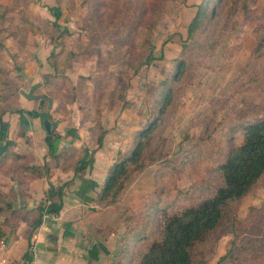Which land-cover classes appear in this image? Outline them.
<instances>
[{
	"label": "rangeland",
	"instance_id": "rangeland-1",
	"mask_svg": "<svg viewBox=\"0 0 264 264\" xmlns=\"http://www.w3.org/2000/svg\"><path fill=\"white\" fill-rule=\"evenodd\" d=\"M19 1L22 4L19 11H22L28 0H12L9 7L7 4L0 6L4 10L0 13V29L6 24L5 12L17 10ZM199 1L159 0L158 4L156 0H54L56 4L51 7L61 9L60 22L71 30L66 43L71 46L68 48L75 50V59L84 61L91 56L94 68L99 67L103 82L118 81L120 86H125L127 94L130 91L129 93L141 95L144 107H147L148 113H153L152 100L159 87L160 77L163 78L173 64L183 40L180 35L185 36ZM208 1L211 15L206 26L187 41L195 47L205 43L209 48L194 49L189 53L191 64L200 60L202 64L195 67L193 74L188 69L174 81V101L170 116L166 117L161 126L164 125L161 130L168 139L165 146L167 157L133 174L131 180L134 184L131 186L136 184L140 188L130 196L133 198L132 202L121 201L119 206L126 215V229L130 225V219L140 214L142 205L151 192L161 187L160 199L163 204L167 203V208L155 216L150 235L152 238L161 235L167 213L198 202L222 184V177L216 166L240 142V124L264 115V0ZM34 3L38 11L49 5L48 0H35ZM155 7L158 10L153 15ZM149 20L152 45L142 48L139 35L143 24ZM7 25L13 29V17ZM172 36H175L173 41ZM17 38L18 48L23 49L24 43L21 44L19 40L24 42V38ZM169 42L178 51L173 54L166 52L160 57L158 51L167 48ZM1 46L0 42V48ZM253 49V56L248 60ZM149 55L155 57V62L151 59L140 65L137 73L140 78L134 82V65L147 59ZM146 66L152 67V71L148 68L144 70ZM81 82L82 80L78 85ZM78 93L80 100L84 99V93ZM65 94V98L70 97L68 93ZM148 119L149 116H146L143 123ZM11 149L14 153L22 154V157L13 155L0 161L1 187H9L10 180L16 181L19 187V181L24 178L17 179L14 176L19 177L18 172L24 165L36 164L32 161V153L27 154L13 146ZM44 162L45 160L40 165ZM157 169H160V173L156 178ZM173 188H177L175 193ZM181 189L184 191L179 193ZM9 190L12 192L11 188ZM11 195L13 193L7 192L1 204L11 202ZM263 203L264 176L243 197L228 203L229 217L237 216L241 220L233 226L234 230L221 234L216 239L212 236L200 243L194 249V255L204 259L207 264H215L226 252L232 239L243 242L242 240L247 241L253 237H264V216H261L258 209ZM12 207L19 209L23 206ZM10 212V209L0 211V225L8 219ZM11 233L15 231L10 232L6 240ZM32 239L35 241L31 236L30 244ZM6 240L0 244L1 248L7 244ZM136 246L135 254L140 255L146 244L138 241ZM232 251L233 255L228 256L221 264H264V251L259 248L255 251H239L234 248ZM15 262L13 264H17Z\"/></svg>",
	"mask_w": 264,
	"mask_h": 264
},
{
	"label": "trees",
	"instance_id": "trees-1",
	"mask_svg": "<svg viewBox=\"0 0 264 264\" xmlns=\"http://www.w3.org/2000/svg\"><path fill=\"white\" fill-rule=\"evenodd\" d=\"M156 2L159 4V0H156ZM208 4V0H200L196 5L197 9L188 23L186 34L182 36L180 50L174 57L171 67L159 81V87L152 100L153 113H148V109L146 113L143 112L147 117L149 116V119L143 123L146 120L145 116V120L141 121V127L133 133L131 147L121 152L108 167L102 184L95 195V201L100 206L105 207L112 204L119 207L121 205V191L128 179L134 173L145 170L149 164L158 163L167 157L165 146H167L168 139L161 130L164 125L161 126L166 117L170 116V109L174 101V81L183 73L185 74L188 69L192 70L191 73L193 74L194 70L202 64L201 60L191 64L189 53L194 49L205 50L209 48V45L205 43L195 47L187 41L199 34L206 26V22L211 15ZM50 9L55 13V17L59 16L60 10L57 7H51ZM157 10L158 7H155L153 15H156ZM150 25V20L144 23L143 30L139 35L142 39L140 43L142 48L152 45L149 34ZM67 34L66 28L61 31V35ZM253 52L254 49L248 60L253 56ZM260 54H262V50H260ZM71 55L74 56L73 53ZM67 57L65 58L63 55L60 59L66 61ZM151 59H153V56L149 55L147 59L138 61L137 65H134L132 77L137 75L140 65L146 64ZM60 63L64 64V62ZM10 70L0 58V112H4L8 108L7 101L18 92L17 82L10 76ZM44 78L45 81L53 85L52 88L48 85L44 94L50 96L57 93L61 101L57 107L59 111L65 110L66 101L73 100L74 97L80 100L78 92L84 93L82 95L84 99L80 100V107L83 112L82 119L92 122L91 130L96 147L90 149L87 157H84V152L86 149L89 150L88 148H83L82 154L77 153V150L73 147L60 150L59 144L62 135L53 126L51 133L45 137L47 150L44 164H26L22 169L20 168L19 177L14 176L17 179L24 178L19 181L20 189L28 185V179L31 177L47 176L53 167L67 165L71 160L77 161L76 172L82 170L92 162L93 152L103 142L106 130L101 120L102 109L107 104H113L116 101H121L122 107H128L131 104V100L127 98L125 86H122V84L120 86L118 81L115 83H111V81L103 82V78L99 75L98 66L93 69L90 75L84 77L85 80H82L83 83L81 82L83 85L81 86L80 83L78 89L67 82V77H61L57 73L54 75L45 74ZM86 80H89L90 84L86 83ZM62 87L65 89L62 90ZM56 88L58 91H56ZM65 92L68 93L69 98H65ZM19 110L22 111L23 109ZM28 112L32 116L49 117L47 111L30 110ZM240 128L242 132L240 142L232 147L225 155L224 160L216 166L222 177V184L198 202L186 205L179 211L167 213L163 220L161 235L157 238L150 236L155 221L154 218L160 211L164 212L166 210L167 203L163 204L161 202V187L159 190L152 191L142 205L140 214L130 219V225L121 235L119 249L114 253L112 261L108 264H135L134 262L136 264H207L204 259L197 258L194 255V249L212 236L216 239L221 234L234 230L233 226L240 223L241 220L237 216L229 217L228 203L243 197L264 176V115L255 120L241 123ZM23 133V131H20V134ZM12 143L13 141H7L4 151L0 152V161L13 155L22 157V154L14 153L11 149ZM27 154L30 153L27 152ZM158 173H160V169H157L156 178ZM161 173H165V171H161ZM70 183L71 179L57 184L49 183L44 191V200L39 201L36 206L37 214L35 216L32 215L30 210L23 208L24 206L14 209L10 201L1 204L7 192L0 186V211L11 210L8 219L0 225V244L4 239L6 240L10 232L16 231L21 221L28 222L23 235L27 238L29 247L21 256L22 264L33 257V252L30 249L32 244H30V238L33 231L41 223L44 214L51 216L60 212L63 189ZM173 190L175 193L177 188H173ZM183 191L181 189L179 193ZM258 209L261 211V216H264V203ZM138 241L146 244L140 255L135 254ZM242 241L232 239L226 252L217 259L215 264H221L228 256H232L234 248L239 251H255L259 248L264 251L263 235ZM18 262L15 263L18 264Z\"/></svg>",
	"mask_w": 264,
	"mask_h": 264
},
{
	"label": "crops",
	"instance_id": "crops-1",
	"mask_svg": "<svg viewBox=\"0 0 264 264\" xmlns=\"http://www.w3.org/2000/svg\"><path fill=\"white\" fill-rule=\"evenodd\" d=\"M11 1L0 0V6L7 4L9 7ZM48 1L49 5L40 11L34 3L35 0H28L22 11H19L21 2H17L18 11L15 9L5 12L6 16L3 15L6 24L0 29V34H4L0 35V54L3 55L0 58H3L4 63L11 69L9 74L18 85V92L7 101L8 108L0 112V152L4 151L8 140L13 141L11 145L14 148L32 153V161L36 164L45 160L47 133L42 121L43 116H32L28 112L30 110L49 112L47 117L54 123L55 130L62 135L60 150L73 147L77 153L82 154L83 148H88L89 150L84 152V157H87L90 149L96 147L91 130L92 122L82 119L81 102L77 97L66 101L65 110L59 111L57 107L61 101L57 93L50 95L52 105L49 107L46 99L28 98L21 92L28 91L35 83H40L33 92L45 93L47 86L52 88L53 85L45 81L44 75L56 73L67 77V82L78 89L80 80H85L84 77L90 75L94 69L91 56H87L89 58L84 61L75 59V50L68 48L71 46L66 43V37L70 35L71 30L60 22L61 9L58 17H55V13L50 9L55 3L54 0ZM3 11L0 9V13ZM12 17L15 24L12 25L13 29L7 25ZM65 28L68 34L61 35ZM16 35L24 38V42L19 40L21 44L24 43L23 49L18 48ZM182 36L184 34L180 35ZM173 40L175 36H172ZM171 44L173 43L169 42L168 47L162 50L159 45L158 55L162 57L166 52L176 53L178 50ZM63 55L65 58L68 56L66 61L60 59ZM153 55L155 56V53ZM147 68L148 66L144 70ZM148 70L152 71V67ZM139 78L140 75L137 74L133 81L136 82ZM85 82L90 84L89 80ZM144 82L145 79L142 80V83ZM64 89L62 87V90ZM129 92L127 98L131 100V104L128 107H122V102L116 101L102 109L101 120L106 130L103 142L93 152L92 162L82 170L76 172L77 161L71 160L67 165L53 167L47 177H31L28 179V185L22 189L14 180H10L9 187H3L7 192L13 193L11 203L14 207L22 205L35 216L36 206L39 201L44 200V191L49 183L57 184L71 179V183L63 189L60 212L51 216L44 214L32 234L35 238L33 257L38 264H107L119 247L127 223L126 215L122 212V207L112 204L100 206L95 201V195L108 167L121 152L131 147L133 133L141 127V121L146 116L143 112H147V107H144L141 95ZM20 131L24 133L20 134ZM131 178L121 191L120 200L123 203L132 202L133 198L130 196L140 188L136 184L131 186ZM27 223L21 221L15 233L9 235L5 247H0V264H13L14 261L22 264L21 256L28 246V240L23 235Z\"/></svg>",
	"mask_w": 264,
	"mask_h": 264
},
{
	"label": "water",
	"instance_id": "water-1",
	"mask_svg": "<svg viewBox=\"0 0 264 264\" xmlns=\"http://www.w3.org/2000/svg\"><path fill=\"white\" fill-rule=\"evenodd\" d=\"M40 85V83L33 84L28 91L21 90V92L28 98H42L46 99L48 101V106L50 107L52 105V98L50 96L45 95L44 93H34V89ZM44 128L46 129V133L50 134L52 127L54 126V123L50 121V119L47 116H44L42 118Z\"/></svg>",
	"mask_w": 264,
	"mask_h": 264
},
{
	"label": "built area",
	"instance_id": "built-area-1",
	"mask_svg": "<svg viewBox=\"0 0 264 264\" xmlns=\"http://www.w3.org/2000/svg\"><path fill=\"white\" fill-rule=\"evenodd\" d=\"M30 249L32 250L33 254H34V250H35V241L34 239H32V244ZM25 264H38L36 259L34 257H32V259L28 260Z\"/></svg>",
	"mask_w": 264,
	"mask_h": 264
}]
</instances>
